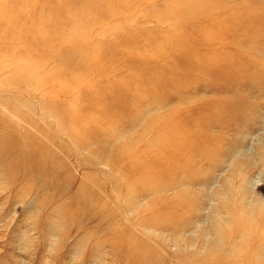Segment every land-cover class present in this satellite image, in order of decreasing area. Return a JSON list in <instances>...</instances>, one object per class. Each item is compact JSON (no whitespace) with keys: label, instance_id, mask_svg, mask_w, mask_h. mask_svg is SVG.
I'll return each instance as SVG.
<instances>
[{"label":"rangeland","instance_id":"rangeland-1","mask_svg":"<svg viewBox=\"0 0 264 264\" xmlns=\"http://www.w3.org/2000/svg\"><path fill=\"white\" fill-rule=\"evenodd\" d=\"M0 264H264V0H0Z\"/></svg>","mask_w":264,"mask_h":264}]
</instances>
